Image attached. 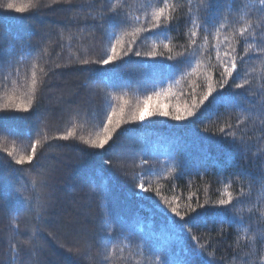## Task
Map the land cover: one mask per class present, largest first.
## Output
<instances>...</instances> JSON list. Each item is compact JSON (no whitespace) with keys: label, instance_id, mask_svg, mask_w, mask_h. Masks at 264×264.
I'll list each match as a JSON object with an SVG mask.
<instances>
[{"label":"trees","instance_id":"1","mask_svg":"<svg viewBox=\"0 0 264 264\" xmlns=\"http://www.w3.org/2000/svg\"><path fill=\"white\" fill-rule=\"evenodd\" d=\"M119 2L0 0V104L11 95L27 98L33 66L38 81V111L0 113V122L19 132L0 130V264H101L106 245L116 248L110 264H258L264 240L246 236L264 230V53L244 54L249 45L264 47L258 0H215L211 12L204 7L208 0H170L177 6L170 30L144 33L133 51L156 50L176 59L144 57L151 61L147 73L137 63L142 58L131 53L116 62L119 67L95 63L108 46L109 21L100 15L111 16L109 8ZM7 3L36 6L21 13ZM126 3L141 21L146 11L162 6L159 0ZM191 20L198 25L196 46L189 44ZM245 22L253 27L234 44L240 75L220 89V68L212 69L217 92L193 117L176 121L157 115L129 122L117 129L106 150L73 138L47 141L37 146L32 165L15 163L36 139L62 136L74 121L77 135L95 132L93 125L124 100L126 111L154 91L166 92L158 102L170 111L190 105L193 96L199 100L209 57L216 64L214 46L220 44L222 55L225 37L231 39ZM162 42L171 45L170 53ZM185 48L197 53L191 63L178 56ZM85 59L93 63H82ZM244 80L250 84L235 88ZM218 93L219 104L213 99ZM226 124L232 125L227 136L219 131ZM13 147L9 157L3 149ZM140 182L147 192L139 189ZM226 190L233 194L234 208L215 203L227 199ZM174 196L181 211L197 203L203 207L181 219L165 203ZM29 240L31 245L23 243Z\"/></svg>","mask_w":264,"mask_h":264},{"label":"snow or ice","instance_id":"2","mask_svg":"<svg viewBox=\"0 0 264 264\" xmlns=\"http://www.w3.org/2000/svg\"><path fill=\"white\" fill-rule=\"evenodd\" d=\"M53 2H55V0H53ZM159 2L162 6L153 7L150 13L146 11L144 19L142 21L139 16L133 17L131 13L127 11V8L130 7V5L126 3V0H120L119 3L109 8V12L112 14L111 16L104 17L103 14H101V20L109 21V31L107 33L108 46L105 49V56L102 57L100 60L95 61V63L102 64L105 66L119 67L116 62L122 61L124 57L129 56V53H131L135 57L142 58L137 63L139 65V68L145 73H147L151 70V61L143 59L144 57H161L168 61L176 59L171 55L165 56L164 52H159L156 50H151L147 52H141L140 50L133 51L134 46H138L139 43H143V41L141 40V36L144 33L156 34L158 31L163 30L166 34L167 31L170 30L173 21L176 19L174 16V12L177 10L176 4L171 3L170 0H159ZM214 4L215 0H208V3L204 5L205 10L211 12ZM258 4L261 6L260 10L264 12V0H258ZM35 6V4L31 3L21 6H17L15 3H7L6 5L8 9H15L16 11L21 13L27 11L29 7ZM112 17H117L118 19L113 21ZM240 19L243 20V16H241ZM260 23L264 24V16L261 17ZM190 24L191 27L189 28V32L191 38L189 40V44L191 46H196L197 41L195 37L197 36V32L194 29L198 25L195 20H191ZM252 27L253 24L251 22H245L244 26L240 27L233 33L231 39L229 37H225V41L227 42V48L222 55L219 51L220 44L217 43L214 46V49L216 51V64H212L211 57H209L208 74L205 80L207 86L203 96L200 97L199 100H197V98L193 96L190 105L185 104L183 107L177 105L174 106L173 110L171 111L169 110L168 104L158 102L162 96L166 95V92L164 90L154 91L152 95H148L144 98L142 104H137L132 110L126 111V106H128L129 102L127 100H124L123 105L113 104L110 107V110L107 111L106 116L101 119L100 124L98 126L93 125L94 128H98V130H96L95 132H90L88 136L77 135L76 122L74 121L72 129L67 131L62 136L53 137L45 134L42 138L36 139L33 143H31L30 151L28 152V154L21 155L19 159L15 161V163L18 165H24L26 163L32 165L33 161L37 157V146L43 147L44 143L47 141L55 139L68 140L69 138H73L81 141L84 145H87L91 148L106 150V146L110 148L112 147V144L115 143V141L113 140V136L114 133H116L117 129L121 128L122 125L127 124L129 122H144L147 118L157 115L162 117H170L171 119L176 121H185L188 118L193 117L194 115H196V111L200 108V106L204 105L205 101H208L209 97H212L214 92H217V87L223 89L225 85L229 83V79L234 78V74L236 75V77L240 75V72L238 71L237 62L238 54L234 44L239 43V40L236 39L237 36H245V33L248 32V30ZM127 29H130V31ZM249 35L254 36V33H249ZM165 38L167 39L166 35ZM261 44H264V39L261 40ZM11 46L13 48L15 47L14 42H12ZM156 47L157 45L154 44L153 48L155 49ZM163 48L168 50L169 53L172 51L171 45L169 43H163ZM249 50L264 53V47H255L254 45H249L244 49V54L246 55ZM196 54L197 53L194 52L192 48H185L183 52L178 53V56L183 58L184 61L191 63L195 59ZM239 60L242 63L244 60V56L240 55ZM9 63L11 62L9 61ZM82 63L89 64L93 63V61L85 59L82 61ZM217 66H219L220 68V80L216 81L217 87H214L211 70L216 68ZM168 67L169 69H171L173 65L169 64ZM198 67L199 65L197 64V68ZM34 69L35 66H33V71L31 73V92L27 95V98H18L16 95L8 96L6 101L3 104H0V113L16 111L32 114L33 112L38 111V108L34 107L38 83L36 78L37 74ZM41 71H43V69H41ZM105 71H108V69H105ZM195 71L196 68H193V72ZM46 74L47 73H45V75ZM107 80L111 82L112 77H107ZM13 83L15 82L13 81ZM247 84H250V81L244 80L243 83H235V88L243 89ZM110 99L117 98L111 97L110 95ZM119 99L123 98L120 97ZM213 99L216 100V102L219 104L223 97L218 93L217 96L213 97ZM84 123H87V120H85ZM231 127L232 125L226 124L224 127H221L219 131L227 136L229 135V133L226 132V129H230ZM0 130H7L14 135H19V132L17 130L3 124L2 122H0ZM205 130L207 131V129ZM28 135L30 136L31 133H28ZM231 138L233 142H236V136L234 132L231 133ZM110 141L112 142V144H110ZM3 151L6 152L9 157H11L13 156V153L15 151V147H13L12 149L4 148ZM106 163L111 164L112 162L107 161ZM140 163L142 165L148 164V162L144 160H141ZM31 183L32 186L35 188L37 185L36 180H32ZM138 187L143 192H147L149 190L148 188H146L144 182H140ZM225 195L227 196V199L222 198L216 201L215 203L221 206H232L234 208L235 205L233 204L234 197L232 192L226 190ZM191 198V196L188 197V199ZM178 199L179 197L174 196L172 200L165 199V203L169 204L171 212L174 213L177 217H180L181 219H183V217L186 216L189 212H196L197 208L203 207V205L197 203L196 208L188 207L184 211H181L180 205L178 203L174 204V202ZM236 199H240V197H237ZM205 203H209V201H206ZM227 210L228 209H221V211ZM40 218L42 219V217ZM13 223L15 224V219L13 220ZM185 230L188 231L189 237L191 239H196L194 236L191 235L190 229ZM243 231L245 234L248 233L247 228H245ZM257 236L261 240H264V230H261L259 233L254 234L251 237L246 236V238L256 240ZM101 242L103 243V240ZM23 243L29 245L32 244L30 240L24 241ZM32 246L34 247V245ZM197 246L200 248L204 247L203 245L199 244V241H197ZM12 251L14 253L17 252L15 244L12 245ZM105 252L106 254L103 256L101 264H110V262L113 261L116 256L115 245H112L110 248L106 245ZM258 264H264V257H261L259 259Z\"/></svg>","mask_w":264,"mask_h":264}]
</instances>
